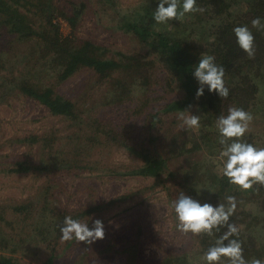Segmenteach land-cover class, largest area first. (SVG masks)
<instances>
[{"label": "rangeland", "instance_id": "374dc122", "mask_svg": "<svg viewBox=\"0 0 264 264\" xmlns=\"http://www.w3.org/2000/svg\"><path fill=\"white\" fill-rule=\"evenodd\" d=\"M71 1L76 4L78 10L82 9V15L76 28L64 17L56 19V23L60 24L62 36H69L74 32L81 39H91L105 46L113 56L117 57L119 52L140 53L151 60L154 58L157 63L151 86H134L133 98L123 105L106 103L108 98H111L110 86L102 85L97 75L90 70H83L64 84L56 85L57 91L77 102L93 118L101 119L107 130L118 129L120 137L131 138L132 143L146 139L148 146L169 157L168 172L180 173L196 162L216 164L219 165L217 169L222 170L220 150L214 144L215 138L219 136L217 133L214 137L215 132H218L215 122L206 128L207 132L212 133L210 144L204 143L200 138V131L207 116L198 102L192 105L190 111L201 117L199 128L182 129L178 119V113L181 111L167 114L162 110V122L151 128V114L160 112L161 106L168 101L183 98L184 93L176 84L168 85L167 67L160 62L158 56L120 25L125 20L136 19L145 13L147 8L155 12L159 0ZM55 2L61 8L65 5V0ZM246 10V1H241L234 4L230 12L236 17ZM30 15L39 25V16H34L33 12ZM187 15L182 22L174 19L167 24H158L157 27L174 36L188 35L190 25L195 26V20L189 19ZM123 16L126 17L122 18ZM224 19L230 21L232 18L225 16ZM220 21L221 19L211 21L206 25L207 29L214 30L213 24ZM193 38L198 37L194 35ZM32 45L34 43L17 40L7 28L0 26V84L2 79L8 82L7 85L0 86V214L7 211V221L13 223L10 227L3 222V226L5 232L12 235V242L18 249L14 256L22 264H46L50 251L43 244H39L38 240L28 239L27 232L36 230L38 226L34 223L37 218L31 203L37 204L35 201H38L43 205V201L48 198L50 208H58L60 212L66 210L78 213L91 206H105L102 210L94 212L90 220L84 219L81 222L88 223L91 228L96 219H101L105 225L107 240H112V236L118 234L134 237V233L142 229V255L139 262L134 264H158L163 257L184 253L189 255L188 259H191L193 264H197L200 256L195 237L176 230L177 221L172 203L179 196L181 189L177 186L175 178H170L168 172L156 178L130 174L129 171L142 165V161L115 144L104 142L89 153L90 149L87 150L83 146H88L89 136L97 133L96 125L76 128L73 122L53 116L40 102L14 90L11 81L17 71L31 70L33 74L45 78V83L50 78L47 79L50 67L43 60H39L38 65L34 67L32 62L29 64L28 61H23L24 55L28 60L32 57L31 54H40V48L35 45L36 50L31 51ZM55 83L56 79L52 78L51 84ZM260 89L261 109H254V119L249 132L257 134L256 146L264 147V86H260ZM138 104L143 114L132 116V110ZM151 135L156 137L155 144L149 143ZM30 136H37L42 141L21 142ZM194 137L202 142V149L178 157L177 153L183 151L182 146ZM47 141L50 150L45 149ZM190 146L191 144L187 145V149ZM49 156L56 162L52 164L53 171L48 170L51 173L45 170H32L21 174L8 171L20 161L40 166L41 163L49 161ZM65 159L72 163L77 160L80 163H73L78 167L72 170L60 171ZM113 200L117 201L112 203ZM254 206L256 205L250 207ZM15 208L27 209L18 212ZM29 211H34L30 217ZM47 215H50L49 211ZM259 232L261 231L259 230L258 234ZM19 238H25L26 242H19ZM65 244V241L61 242L59 253L63 252ZM80 253L78 247L63 253L57 258L56 264H75ZM101 260L96 259V264ZM104 260L103 264H119L122 259L112 255Z\"/></svg>", "mask_w": 264, "mask_h": 264}, {"label": "trees", "instance_id": "16d2710c", "mask_svg": "<svg viewBox=\"0 0 264 264\" xmlns=\"http://www.w3.org/2000/svg\"><path fill=\"white\" fill-rule=\"evenodd\" d=\"M241 1H246L247 10L235 17L230 10L234 4H239ZM197 5L204 11L185 14L189 16V19L195 20L193 22L195 26L191 24L190 32L185 36H174L166 30L159 29L158 24L153 20V12L149 8L136 19L129 20L127 18L128 20L122 22L120 27L126 32L132 33L133 37L148 46L151 52L158 56L160 62L167 67L168 85L176 84L184 93L183 98L170 100L161 106L160 112L151 114V128L162 122L161 110L169 114L185 110L198 102L207 116L206 122L204 121L203 124L204 127L200 131V138L204 143L210 144L212 133L207 132L206 128L213 125V122L221 114L226 115L229 106L242 107L246 111H250L252 115L255 110L260 111L261 109L262 104L259 98L262 97L260 86H264V31L252 28L251 21L260 17L261 23L264 24V0H197ZM31 12L34 13V16H39V25L30 15ZM81 15L82 9L78 10L76 4L71 0H65V5L62 8L57 6L55 0H0V26L7 28L11 34L16 36L17 40L34 43L38 49L40 48V54H31L32 57H29L28 60L24 55L23 61H28L29 64L32 62V67H34L38 65L39 60H43L50 67L47 79L50 78L46 80V83L43 82L45 78L33 74L31 70L14 72L15 77L11 81L14 84V90L40 102L49 109L53 116L63 117L73 122L76 128L79 126V129H82L88 125H96L97 133L89 136L88 146H83L87 150L90 149L89 153L104 142L115 144L142 161V165L129 171L130 174L153 178L162 177L169 171V157L157 153L148 146L146 139L132 143L131 138L120 137L121 133L117 131L118 129L110 127L112 130H107L106 126L102 125L104 122L101 119L93 118L77 102L57 91L56 85L64 84L83 70H90L97 75L102 85L109 84L110 86L111 98H108L106 103L118 106L131 101L134 86L141 85L146 88L150 87L152 83L157 63L154 58L151 60L140 53L124 54L121 52L117 53L116 57L111 55L110 50L105 46H101L91 39H81L74 32L69 36H62L60 24L56 23V19L64 17L73 28H76ZM225 16L232 19L226 21ZM216 19H221L220 23L213 24L214 30H208L206 25ZM243 25H247L255 36L256 54L254 59H250L239 47L233 32L234 27ZM194 35H197L198 38H193ZM34 45L31 49L33 52L36 50ZM203 53L215 56L216 63L225 68L224 79L229 88V97L226 100L209 92L207 88H205L204 96L196 98L199 84L192 70L194 66L198 65ZM52 78L56 79L55 84H51ZM7 83L5 79H2L0 86L7 85ZM132 113V116L143 114L140 104L135 106ZM217 133L215 132L214 137ZM256 138L257 134L248 132L243 139L256 146ZM40 140L42 141L37 136H30L21 142L38 143ZM155 141L156 137L149 136L150 144H155ZM188 143L191 144L189 149H187ZM214 144L220 151L222 150L218 138H215ZM202 147V142L194 137L182 146L183 151L177 155L181 157L186 153L197 152ZM45 149L50 150L48 141ZM70 162L68 159L63 160L60 171L72 170V168L78 167L73 163H80L77 160H74L73 163ZM54 163L56 164L50 156L49 161L41 163L40 166L20 161L16 162L8 171L16 174L32 170L50 172L53 171L52 164ZM218 167L219 165L212 163L196 162L184 168L180 173L168 172L167 175L176 179L180 191L202 204L210 203L213 206H218L219 203L224 202L227 195H234L237 200V210L235 216L230 218V222L241 226L240 239L244 241L245 257L264 259V186L254 185L251 190L241 191L237 186L228 182L227 178L223 176L222 170L217 169ZM48 200V198L44 200L43 205L38 201H35L37 204L31 203L35 211V218H37L34 223H37L38 226L36 230L27 232L28 239L38 240L39 244H43L50 251L46 264H56L58 257L77 247L81 253L75 264H96V259L97 261L102 259L99 264H103L104 259L112 255L122 259L119 264L139 262L142 255V229L134 233V237L123 234L112 236L115 243L112 240H107L106 236L105 239L99 240L91 246L75 239L65 241L63 252L59 253L58 248L62 242L60 226L63 224L64 217L70 215L80 221L90 220L94 212L102 210L105 206H91L78 213H70L66 210L60 212L58 208H50ZM116 201L113 200L112 203ZM251 205L256 206L250 207ZM24 209L27 208H15L18 212H24ZM256 209L257 211H255ZM34 211H29L28 216L34 214ZM48 211L50 212L49 216L47 215ZM3 222L10 227L13 225L7 221V211L0 214V264H22L14 256L18 249L12 242V235L5 232ZM226 230V228H222L217 233V237L223 235ZM259 230L261 232L258 234ZM19 239V242H26L25 238ZM194 239L198 244L199 256H201L214 242L215 237L203 236ZM188 257L189 255L186 253L174 254L163 257V260L158 264H189Z\"/></svg>", "mask_w": 264, "mask_h": 264}, {"label": "clouds", "instance_id": "9594fccd", "mask_svg": "<svg viewBox=\"0 0 264 264\" xmlns=\"http://www.w3.org/2000/svg\"><path fill=\"white\" fill-rule=\"evenodd\" d=\"M167 5V7L165 6ZM197 5V0H159L155 12L152 13L156 24H167L170 20L183 21L185 14L203 12ZM252 28L264 31L261 18L251 21ZM239 47L250 59L255 58V36L247 25L234 27ZM192 73L199 87L196 98L204 96L205 88L226 100L229 88L225 83V68L216 63V57L203 53L194 66ZM189 109L178 113L180 127L193 130L200 127L201 117L191 113ZM254 117L250 111L242 107L229 106L227 114H221L215 121L218 130V143L222 146L219 160L222 162V173L231 185L241 191L253 189L254 185L264 186V147H257L243 138L250 131ZM210 190V189H208ZM211 192H214L210 190ZM199 192V191H198ZM172 208L176 216V230L192 237H215L206 251L199 257L197 264H264V259L245 257L244 241L240 239L241 226L230 222L237 210V200L234 195H227L224 202L218 206L210 203H200L186 195L183 191L173 201ZM222 228L227 230L217 237ZM61 240L78 242L91 246L105 239V225L101 219H96L90 228L88 223L65 216L60 226ZM227 242V243H226ZM189 264H193L189 259Z\"/></svg>", "mask_w": 264, "mask_h": 264}]
</instances>
